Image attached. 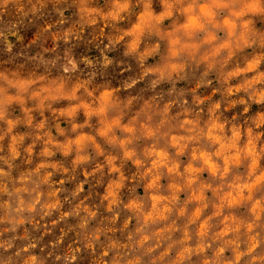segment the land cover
I'll return each mask as SVG.
<instances>
[{
	"label": "clouds",
	"instance_id": "obj_1",
	"mask_svg": "<svg viewBox=\"0 0 264 264\" xmlns=\"http://www.w3.org/2000/svg\"><path fill=\"white\" fill-rule=\"evenodd\" d=\"M0 264H264V0H0Z\"/></svg>",
	"mask_w": 264,
	"mask_h": 264
}]
</instances>
